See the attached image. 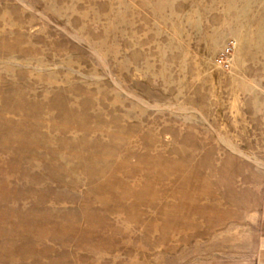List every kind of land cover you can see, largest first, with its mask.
<instances>
[{
    "label": "rangeland",
    "instance_id": "rangeland-1",
    "mask_svg": "<svg viewBox=\"0 0 264 264\" xmlns=\"http://www.w3.org/2000/svg\"><path fill=\"white\" fill-rule=\"evenodd\" d=\"M0 264H264V0H0Z\"/></svg>",
    "mask_w": 264,
    "mask_h": 264
},
{
    "label": "built area",
    "instance_id": "built-area-1",
    "mask_svg": "<svg viewBox=\"0 0 264 264\" xmlns=\"http://www.w3.org/2000/svg\"><path fill=\"white\" fill-rule=\"evenodd\" d=\"M231 45L229 44L223 51L222 53L220 54V57H219V60L220 61H223V60H226L228 54H229V51L231 49Z\"/></svg>",
    "mask_w": 264,
    "mask_h": 264
}]
</instances>
